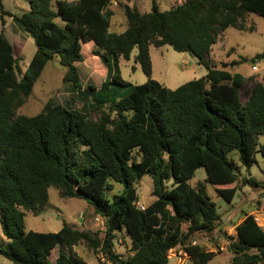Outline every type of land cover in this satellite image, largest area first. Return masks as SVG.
Here are the masks:
<instances>
[{"label": "trees", "instance_id": "obj_1", "mask_svg": "<svg viewBox=\"0 0 264 264\" xmlns=\"http://www.w3.org/2000/svg\"><path fill=\"white\" fill-rule=\"evenodd\" d=\"M172 2L165 11L153 2L143 14L124 5L127 27L119 33L111 29V0H56L55 10L52 0H28L29 9L20 16L0 2V256L13 264H87L74 251L86 241L111 264H169L171 250L194 234L213 232L220 220L205 184H189L197 169L204 168L205 183L231 203L238 175L228 155L236 152L246 168L258 163L257 155L264 159V78L242 103L241 90L250 78L217 69L208 59L221 33L245 31L249 14L264 18V0ZM5 17L36 47L23 72L22 49L7 39ZM91 46L88 57L83 49ZM163 46L193 56L206 75L174 90L153 79L150 47ZM134 51L146 76L140 85L118 72L119 61H129ZM96 58L106 64L105 79L99 87L82 88L76 64L91 59L93 65ZM53 59L66 70L63 84L88 99L87 107L76 110L49 100L34 116L16 115ZM145 176L152 179L154 200L140 210L135 183ZM114 184L121 190L111 196ZM50 188L61 198L90 205L105 220L102 240L68 224L57 232L26 230L25 214L41 213ZM122 231L133 252L125 260L113 252ZM235 232L230 264H264V230L255 217L245 216ZM60 246L67 252L51 262ZM184 251L192 264L215 258L198 246L184 245Z\"/></svg>", "mask_w": 264, "mask_h": 264}, {"label": "rangeland", "instance_id": "obj_2", "mask_svg": "<svg viewBox=\"0 0 264 264\" xmlns=\"http://www.w3.org/2000/svg\"><path fill=\"white\" fill-rule=\"evenodd\" d=\"M55 1L52 0L51 3L53 10H55ZM0 2L5 10L17 16L29 9L28 0H0ZM153 2H156L161 11L169 10L173 6L172 0H111L110 8L114 13L111 18L112 31L119 33L127 27L124 5L136 7L143 14L151 10ZM4 19L6 21L5 35L7 39L11 44L13 43L22 49L19 55V67L23 72L36 51L34 41L11 18L5 17ZM244 25L245 31L228 28L221 33L208 57L211 66L250 78L241 90L242 103L246 101L247 90L264 78V57L256 59V56L264 54V18L249 14L244 19ZM92 49H95V46H91L90 49L84 47V54L90 57L89 53ZM135 55L136 51L132 53L129 61L121 59L118 72L124 81L132 85H140L146 82V76L142 73L140 65L134 62ZM150 58L152 78L172 90L186 82L199 79L207 73L206 68L199 65L193 56L188 53H177L169 46L150 47ZM90 60L76 64L82 88L91 83L99 87L105 79L106 64L104 65L99 58H96L97 65H92ZM232 62H237L238 65L224 67ZM253 65H257V72L251 71ZM65 72L66 70L57 59L49 61L35 83L29 98L16 110L15 114L34 116L43 109L49 100L76 110L86 108L88 99L71 91L69 85L63 84ZM90 115L93 119L97 118L96 113ZM260 142L263 144L264 139L261 138ZM228 158L234 161L238 175L237 192L231 203L225 202L213 186L205 183L204 168L197 169L194 177L189 181L192 187L199 183L205 184L207 194L215 203L220 215V220L213 232L194 234L193 238L184 244L185 246H198L205 253H214L215 258L208 264H230L232 254L228 251L229 244L236 238L235 228L245 216L253 215L258 225L264 230V159L257 155L258 163L246 168L239 162L236 152L230 153ZM247 180H253L255 185L246 184ZM135 188L138 196L137 206L141 205L145 208L153 202V182L149 176H145L140 182H136ZM120 190L121 187L114 184V189L109 192V195L119 193ZM63 224H68L98 240H102L106 229L105 220L96 215L90 205L78 199L61 198L59 191L54 188L49 189V199L41 213L37 216L31 213L25 214L26 230L57 232ZM183 228L186 230V225ZM3 240L4 237L0 229V243ZM184 245H180L168 253L169 264H177L178 258H181V264H192L190 257L184 251ZM60 251L67 252V249L64 246L55 248L50 255L51 262L56 260ZM74 251L87 264H111L101 252L95 253L89 248L86 241L74 247ZM113 252L122 260L133 253L132 244L126 232L116 233V238L113 241ZM0 264L13 263L0 256Z\"/></svg>", "mask_w": 264, "mask_h": 264}, {"label": "built area", "instance_id": "obj_3", "mask_svg": "<svg viewBox=\"0 0 264 264\" xmlns=\"http://www.w3.org/2000/svg\"><path fill=\"white\" fill-rule=\"evenodd\" d=\"M251 71H252V72H257V71H258V67H257V65H253V66H251ZM138 208H139L140 210H144V207L141 206V205H139ZM171 251H172V250H171ZM177 264H181V258H178Z\"/></svg>", "mask_w": 264, "mask_h": 264}]
</instances>
